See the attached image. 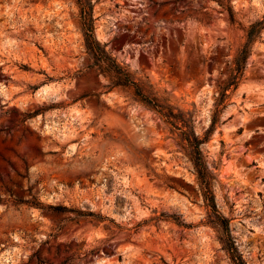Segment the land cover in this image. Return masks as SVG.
Listing matches in <instances>:
<instances>
[{"label":"rangeland","instance_id":"1","mask_svg":"<svg viewBox=\"0 0 264 264\" xmlns=\"http://www.w3.org/2000/svg\"><path fill=\"white\" fill-rule=\"evenodd\" d=\"M90 1L107 54L202 138L264 0ZM91 63L73 0H0V264H233L179 132ZM201 150L238 253L264 264V29Z\"/></svg>","mask_w":264,"mask_h":264},{"label":"trees","instance_id":"2","mask_svg":"<svg viewBox=\"0 0 264 264\" xmlns=\"http://www.w3.org/2000/svg\"><path fill=\"white\" fill-rule=\"evenodd\" d=\"M79 10L80 27L84 39V45L91 60L88 68H93L100 74L108 77L110 89L120 88L131 92L133 97L143 104L146 108L153 111L162 122L170 128L171 131L179 132L180 138L186 143L189 149L190 159L193 165V171L196 175L203 202L210 212V223L218 230L220 241L228 253L233 264H246L230 236L229 220L224 218L217 209L215 198L212 192V181L215 180V174L211 172L206 164L201 146L207 142L209 136L214 131L220 121V113L225 106L228 98V91L236 90L246 67V62L251 53V46L255 41L261 38V32L264 29V16L251 23L245 31V43L239 49L236 57L229 69L227 79L219 86V92L214 103V111L211 115L210 123L202 138L198 137L192 126V113L183 112L169 105L165 100H160L150 91L145 84L138 82L128 70L116 63L104 47L97 41L94 34L93 4L90 0H73ZM228 18L231 23L235 22L233 9L227 7ZM55 210H59L56 208ZM72 211V210H67ZM98 221L108 220L105 217L87 214ZM153 220L172 221L178 227L190 229L191 225L184 223L180 215L160 214ZM113 223L112 220H108Z\"/></svg>","mask_w":264,"mask_h":264}]
</instances>
